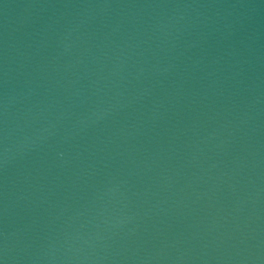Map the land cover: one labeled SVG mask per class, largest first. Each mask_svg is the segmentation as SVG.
Returning a JSON list of instances; mask_svg holds the SVG:
<instances>
[{"label":"water","instance_id":"1","mask_svg":"<svg viewBox=\"0 0 264 264\" xmlns=\"http://www.w3.org/2000/svg\"><path fill=\"white\" fill-rule=\"evenodd\" d=\"M0 264H264V105L0 0Z\"/></svg>","mask_w":264,"mask_h":264}]
</instances>
